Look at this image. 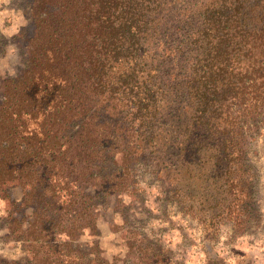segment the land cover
Masks as SVG:
<instances>
[{
  "label": "trees",
  "instance_id": "1",
  "mask_svg": "<svg viewBox=\"0 0 264 264\" xmlns=\"http://www.w3.org/2000/svg\"><path fill=\"white\" fill-rule=\"evenodd\" d=\"M175 2L36 0L28 58L0 95V183L24 191L33 264H89L72 243L100 199L133 189L137 165L173 191H226L219 203L251 191L264 0Z\"/></svg>",
  "mask_w": 264,
  "mask_h": 264
},
{
  "label": "rangeland",
  "instance_id": "2",
  "mask_svg": "<svg viewBox=\"0 0 264 264\" xmlns=\"http://www.w3.org/2000/svg\"><path fill=\"white\" fill-rule=\"evenodd\" d=\"M176 1V7L198 8L207 0ZM35 5L0 0V95L3 80L18 75L28 58ZM244 163L254 170L251 191H230L236 201L229 203L217 202L226 191H173L168 181L153 177L151 165H137L133 189L100 199L94 230H84L72 244L87 253L89 264L95 251L109 264H264V131L254 136ZM206 193L214 197L205 199ZM23 194L15 180L0 183V264H33L22 232L30 219Z\"/></svg>",
  "mask_w": 264,
  "mask_h": 264
}]
</instances>
